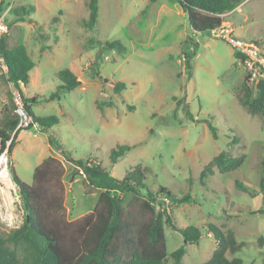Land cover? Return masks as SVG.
I'll list each match as a JSON object with an SVG mask.
<instances>
[{"label":"rangeland","instance_id":"374dc122","mask_svg":"<svg viewBox=\"0 0 264 264\" xmlns=\"http://www.w3.org/2000/svg\"><path fill=\"white\" fill-rule=\"evenodd\" d=\"M88 2L0 0V17L7 26L0 35L10 47L23 45L37 65L29 73V83L21 85L22 95L39 99L33 107L36 114L60 118L52 131L73 158L92 159L120 179L132 170H143L152 189L163 185L178 196L188 191L194 195L196 203L173 206L179 226H194L202 233L198 243L185 245L181 264H203L211 258L216 243L208 224L232 230L245 243L235 255L228 254L230 258L264 264V118L239 102L246 71L233 47L212 33L191 31L178 0H99L93 29L83 24L89 16ZM223 19L232 23L239 37L264 48V0H243ZM116 39L125 45L123 52L98 43ZM192 41L197 54L189 76L184 54L192 51ZM66 68L82 80L73 91L58 88L56 74ZM6 71L0 58V126L14 119L19 122L14 97L20 90L8 81ZM96 72L126 82V89L116 94L105 86L102 93ZM54 93L58 96L49 100ZM108 100L115 106H106L102 113L97 101ZM205 120L217 127L218 139ZM19 131L13 160L18 176L30 184L38 161L58 154L66 163L68 218L93 210L102 192L93 183L103 173L65 160L49 145V133L40 126ZM235 136L239 143H234ZM119 144L136 146L112 163L111 151ZM223 150L243 155L244 163L220 172L214 159ZM207 164H212L213 173L201 181ZM2 198L0 245L9 259L13 246L8 234L22 225L25 214L15 190L5 187ZM124 205L131 222L143 221L140 199L127 194ZM164 232L166 264H178L173 252L184 245L183 236L166 223Z\"/></svg>","mask_w":264,"mask_h":264},{"label":"trees","instance_id":"16d2710c","mask_svg":"<svg viewBox=\"0 0 264 264\" xmlns=\"http://www.w3.org/2000/svg\"><path fill=\"white\" fill-rule=\"evenodd\" d=\"M243 0H178L186 14L191 31L195 33L209 32L217 28L224 21L223 15L235 10ZM89 16L83 21L86 28L93 29L98 24L99 0H89ZM36 22L34 19H30ZM191 36L187 39L191 41ZM107 49L125 50L121 40L98 42ZM193 49L184 54L185 62L191 76V60L197 54L196 43L192 41ZM239 57L237 51L234 52ZM0 58L7 66L6 77L14 87L20 90L21 85L29 83V73L34 71L36 63L23 45L10 47L7 38L0 35ZM104 87L113 88L116 94L126 89V82L114 81L96 72ZM58 88L73 91L82 84V80L70 69L57 72ZM22 95V93H21ZM54 93L49 100L55 99ZM23 104L27 112L33 117V124L49 133L48 143L65 160L84 166L88 171L102 172L93 183L102 190L93 210L84 215L70 219L66 208V187L64 183L65 167L60 159L47 156L34 170L33 181L28 184L22 181L12 167V179L16 184L17 193L24 211L21 226L12 230L7 241L13 246L10 250L11 258L4 257L3 247L0 245V264H166L167 243L164 223L183 236L184 245L173 252L174 259L181 264L186 253L185 245L198 243L201 230L194 226L182 227L176 222L173 206L182 203H196L194 195L188 191L178 196L168 187L160 185L157 189L150 188L143 170L127 172L123 178L112 176L107 169L97 165L92 159L86 161L75 159L65 151L58 141L52 128L60 122L57 115L40 116L35 113L33 106L39 102L36 96L27 98L22 95ZM240 104L251 114L264 118V82L252 88L247 84V76L241 85L239 93ZM115 106L114 101H97V108L103 113L105 107ZM130 110L134 107L129 105ZM187 115L194 120L190 111ZM215 139L219 138L217 127L205 120ZM18 120H10L0 126V152L6 147ZM17 131L8 148L11 154L19 135ZM234 139L239 143L240 138ZM132 144H119L111 151L110 159L116 163L133 147ZM245 157L232 156L229 150L219 153L214 163L222 173L239 168ZM213 173L212 164H207L201 175L203 181ZM189 181H192L190 178ZM264 183V179L262 180ZM127 194H133L142 202L144 219L135 224L129 220L124 199ZM207 231L213 236L216 248L211 258L203 264H244L240 257L230 258L245 245L239 242L230 229L224 231L215 224H208ZM14 250V251H13Z\"/></svg>","mask_w":264,"mask_h":264},{"label":"built area","instance_id":"2783aa9c","mask_svg":"<svg viewBox=\"0 0 264 264\" xmlns=\"http://www.w3.org/2000/svg\"><path fill=\"white\" fill-rule=\"evenodd\" d=\"M6 30L7 26L3 22V18L0 17V33H3ZM211 33L215 37L221 38L226 41L230 46L233 47L235 51L238 52L239 57L237 58V60L246 71L247 84L250 87H258L261 83L264 82V48H262L257 41H248L236 35L229 21H223L222 24L212 30ZM2 61L4 62L3 59ZM4 67H6L7 70V66L5 65V63ZM14 100L16 103L15 111L19 118V122L12 132L11 138L6 142L5 149L0 152V198L3 197L4 189L5 187H7L15 190L16 199L20 200V196L15 189L16 184L15 182H13V180H11L8 148L17 131H19L20 129L30 128L31 126L37 124H33L32 115H30L25 109L20 92L15 95ZM78 172L80 175H84L83 169H79ZM0 211L1 218L3 217V215L1 209Z\"/></svg>","mask_w":264,"mask_h":264},{"label":"crops","instance_id":"0c3cea01","mask_svg":"<svg viewBox=\"0 0 264 264\" xmlns=\"http://www.w3.org/2000/svg\"><path fill=\"white\" fill-rule=\"evenodd\" d=\"M228 14V13H227ZM231 23V22H230ZM231 25H232V23H231ZM233 27V26H232ZM233 29H234V32H235V34L236 35H238V36H240L239 34H237L236 33V28H234L233 27ZM235 52V51H234ZM37 66V65H36ZM34 107V106H33ZM19 136H20V133H19V135H18V138H17V140L19 139ZM16 146V145H15ZM14 149H15V147H14ZM14 149H13V151H12V153H11V155H12V167L14 168V170H15V173L17 174V172H16V167H15V164H14ZM52 153V152H51ZM50 155H52V156H55V157H57L58 159H60L61 161H62V163H63V165H64V167H65V173H66V163H65V161L58 155V154H50ZM47 157V156H46ZM46 157H42L39 161H38V163L36 164V166L33 168V172H34V170H35V168L46 158ZM73 164V163H72ZM17 176H18V174H17ZM19 178H20V176H18ZM64 177H65V175H64ZM22 181H23V179L22 178H20ZM31 179V183H32V181H33V177L32 178H30ZM25 182V181H24ZM64 183H65V186H66V181H65V179H64ZM70 187H71V184H70ZM66 191H67V194H68V189H67V186H66ZM89 212V211H88ZM85 213H87V211L86 212H84V214ZM83 213L82 214H78L77 215V217H80V216H82V215H84ZM76 217V218H77Z\"/></svg>","mask_w":264,"mask_h":264},{"label":"bare ground","instance_id":"6f19581e","mask_svg":"<svg viewBox=\"0 0 264 264\" xmlns=\"http://www.w3.org/2000/svg\"><path fill=\"white\" fill-rule=\"evenodd\" d=\"M0 215H1V211H0Z\"/></svg>","mask_w":264,"mask_h":264}]
</instances>
